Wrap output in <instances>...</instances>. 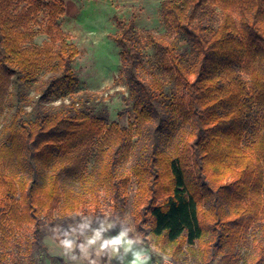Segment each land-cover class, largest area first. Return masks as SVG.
Wrapping results in <instances>:
<instances>
[{
    "label": "trees",
    "instance_id": "trees-1",
    "mask_svg": "<svg viewBox=\"0 0 264 264\" xmlns=\"http://www.w3.org/2000/svg\"><path fill=\"white\" fill-rule=\"evenodd\" d=\"M65 12L64 0H0V264H19L17 228L40 240L54 211L115 210L132 178L133 224L174 262L264 264V0H162L157 33L116 18L132 120L99 130L89 168L72 142L102 98L74 91Z\"/></svg>",
    "mask_w": 264,
    "mask_h": 264
},
{
    "label": "rangeland",
    "instance_id": "rangeland-1",
    "mask_svg": "<svg viewBox=\"0 0 264 264\" xmlns=\"http://www.w3.org/2000/svg\"><path fill=\"white\" fill-rule=\"evenodd\" d=\"M161 1L64 0L66 12L60 17V24L79 49L73 62L78 76L74 91L92 90L99 92L102 98L96 110L101 118L88 125L84 134L72 142L87 151V168L94 159L91 148L99 130L113 120L125 126L132 120V102L120 76L118 47L110 37L116 29L115 20H133L142 33L162 32ZM40 22H43L42 17ZM46 39L45 34L39 33L33 43L40 45ZM151 55L152 51L147 50L146 57ZM67 98L66 93L56 94L49 103L56 105ZM9 115L7 105L0 99V125ZM48 150L56 149L48 144ZM128 162L129 159L125 163ZM134 190L132 178L124 200L115 210L112 203L105 200L98 213L79 212L61 217L54 211L43 216L40 240L33 236L30 226L17 228L19 245L12 247L9 261L19 264H158L163 258H170L173 264H195L189 257H180L174 262L169 254L159 251L140 235L131 215ZM250 246L251 242H247L241 247V255ZM241 262L242 258L238 264Z\"/></svg>",
    "mask_w": 264,
    "mask_h": 264
},
{
    "label": "built area",
    "instance_id": "built-area-1",
    "mask_svg": "<svg viewBox=\"0 0 264 264\" xmlns=\"http://www.w3.org/2000/svg\"><path fill=\"white\" fill-rule=\"evenodd\" d=\"M158 264H173L170 258H163Z\"/></svg>",
    "mask_w": 264,
    "mask_h": 264
}]
</instances>
